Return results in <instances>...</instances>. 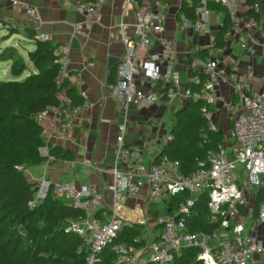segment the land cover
Here are the masks:
<instances>
[{
	"label": "built area",
	"instance_id": "obj_1",
	"mask_svg": "<svg viewBox=\"0 0 264 264\" xmlns=\"http://www.w3.org/2000/svg\"><path fill=\"white\" fill-rule=\"evenodd\" d=\"M73 3L76 10L88 18H96L105 0L94 3L61 0ZM209 2L225 10L230 21V31L223 38L225 44L230 34L237 36L240 48H245L244 33L256 26L258 4L248 5L246 0H199L195 11L196 20L190 28L193 34L203 35L211 23ZM134 7L132 34L123 36L124 55L115 72V79L108 84L111 97L116 101L118 122L113 149L111 180L106 185L110 205L105 206L102 190L93 186H76L71 182H49L39 177L33 180L38 185L35 198L28 202L33 207L45 199L48 192L73 205L83 216L66 222L65 231L78 236L87 249L84 264H99L103 250L117 237L125 226L141 228V233L132 244L113 247L115 264H171L183 250H195L199 264H264V202L253 214L255 195L264 187V92L253 87L252 74L235 81L229 74L227 63L220 58L222 48H207L205 56H194L188 63L192 86L181 88V78L175 70L174 43L165 37V21L168 6L164 11H154L142 0H127ZM157 6L159 3L156 2ZM14 9L20 2L12 0ZM27 19H37V11L26 7ZM184 17V16H183ZM79 32L81 27H73ZM122 30V24H119ZM261 53L264 56V32L261 33ZM48 41V37L40 36ZM69 46L56 49L59 65L57 79L67 78L75 83L76 75L68 70ZM154 84V85H152ZM230 84L234 99L228 105V116L234 142L232 151L225 154L223 143L215 151L208 152L206 160L198 163L190 175L181 172L180 162L162 157L156 163L144 165L133 162L132 150L128 147L127 135L133 108L151 107L158 103L203 102L200 112L211 131H216L211 107L218 101V89ZM82 103L74 105L63 94L58 96L60 106L48 107L36 115L38 124L52 119L58 124L53 136L65 137L72 130L74 120L89 106L85 94H79ZM173 135L167 136L172 142ZM39 154L47 162L56 158L45 142ZM70 165L73 163L69 161ZM236 164L247 174L249 190L247 198L238 181L234 179ZM22 170V168H17ZM25 172V171H24ZM28 175V174H26ZM145 192L140 204L127 207V200L137 199ZM187 195L177 200L180 195ZM206 195L205 208L210 221L216 223L209 232L188 231L187 220L192 217L195 199ZM254 205L249 208V198ZM175 204H171V201ZM162 202L165 215L153 218L149 205ZM156 209V208H155ZM252 220L251 224L247 222Z\"/></svg>",
	"mask_w": 264,
	"mask_h": 264
},
{
	"label": "crops",
	"instance_id": "obj_2",
	"mask_svg": "<svg viewBox=\"0 0 264 264\" xmlns=\"http://www.w3.org/2000/svg\"><path fill=\"white\" fill-rule=\"evenodd\" d=\"M12 0H0V18L15 26H27L40 36L58 46H69L68 70L76 75L74 86L79 94L84 93L90 106L74 120L72 130L65 137L53 136V128L58 122L52 119L42 124V138L50 149L60 148L70 151L73 163L55 159L42 164L43 175L49 182L64 181L76 186H93L102 190L105 206L110 205V194L106 185L111 180L113 149L117 136L118 113L116 101L111 97L108 84L115 79V72L124 55L123 36H130L134 24V7L127 0H105L96 18H88L79 13L73 3L61 0H17L19 9H10ZM154 11H168L182 4L191 6L194 0H142ZM166 1V2H165ZM156 2L159 3L157 6ZM257 24L250 33H244L245 48H240L237 36L230 34L223 45L220 58L227 64L230 76L243 80L252 74L253 87L264 92V56L261 53V33L264 32V0H258ZM26 7L37 11V19H27ZM167 11V13H168ZM169 15V14H168ZM178 15L179 18H178ZM169 15L165 21V37L174 43L175 70L181 78V88L188 85L190 72L189 58L201 55L213 43L225 19V13L213 11L211 23L203 35L193 34L190 20L183 15ZM196 20V19H195ZM178 23L182 26L179 27ZM122 24V30L119 28ZM81 30L74 32V26ZM214 44V43H213ZM219 48V47H217ZM207 52V51H206ZM203 53L201 56H205ZM108 58L119 63L107 69ZM113 71V77L111 72ZM154 85V84H152ZM214 113L216 117L228 114V105L234 99L232 86L222 84L217 92ZM180 109L187 103L179 100ZM174 103H158L151 107L133 108L130 116L127 143L132 150L133 162L151 164L156 156L171 142L167 141L173 125ZM38 166V167H39ZM28 179L33 182V173L28 171ZM145 192L135 200H127L125 205L133 207L144 199ZM257 264L262 262L258 258Z\"/></svg>",
	"mask_w": 264,
	"mask_h": 264
},
{
	"label": "trees",
	"instance_id": "obj_3",
	"mask_svg": "<svg viewBox=\"0 0 264 264\" xmlns=\"http://www.w3.org/2000/svg\"><path fill=\"white\" fill-rule=\"evenodd\" d=\"M72 1L94 3L96 0ZM257 2L246 0L248 5ZM199 5V0H194L191 6L184 3L179 14L194 22ZM208 7L211 12L225 13L212 2H209ZM178 26L182 24L178 23ZM230 28V21L225 14L221 29L213 40L214 47H223V38ZM0 31H7L11 36L22 33L34 45V50L27 54L33 71H29L22 79L19 77L28 70L23 57L13 46H0V63L10 62V75L13 77L11 80H0V264H84L87 249L83 242L78 236L65 231L66 222L83 216V212L68 202L54 198L51 191L45 199L30 207L28 202L35 198L38 185L30 181L24 172L25 169L38 167L44 161L39 149L45 145V141L36 115L48 107H59L60 94L74 105L81 104L82 98L67 78L57 79L60 68L55 64V52L58 45L41 39L27 26L18 27L1 18ZM187 86L193 91L198 90L191 83ZM203 105V102H187L173 113L174 123L170 134L174 139L156 156L154 163L166 156L179 161L181 172L190 175L198 168L199 162L206 160L208 152L215 151L217 145L224 142L217 119L214 120L216 131L209 129L208 122L200 112ZM50 152L58 160H73L70 151L55 147ZM19 167L22 170H18ZM186 196L180 195L177 200ZM205 200L206 195L195 199L192 217L187 220L188 231L209 232L215 228L216 223L210 221L205 208ZM263 202L264 187H261L255 195L253 214ZM171 204H175V201H171ZM149 211L153 218H158L165 215L168 209L162 213L155 209V204H151ZM140 233L141 228L136 226L122 228L116 239L103 250L99 264H115L113 247L132 244ZM195 254V250H183L171 264H199Z\"/></svg>",
	"mask_w": 264,
	"mask_h": 264
},
{
	"label": "rangeland",
	"instance_id": "obj_4",
	"mask_svg": "<svg viewBox=\"0 0 264 264\" xmlns=\"http://www.w3.org/2000/svg\"><path fill=\"white\" fill-rule=\"evenodd\" d=\"M10 9L14 8L12 5H7ZM0 46L2 48H5L7 46H13L17 50V52L23 57V62L27 66L28 70L24 71V73L19 77V79H22L25 77L29 71H33L32 63L30 62L27 54L29 51L34 50V45L32 42L28 39V37H24L22 33L17 35H12L11 33L7 31H0ZM13 77L10 75V62L7 63H0V80L6 81L11 80ZM175 104V111L180 109V103H174ZM215 106L211 107V111L213 113V119H217L218 121V129L222 133L224 139H223V146H224V153L227 154L232 151V143L234 142L233 139V133L231 131V124L228 114H221L218 117H216V114L214 113ZM174 111V112H175ZM173 123H174V117H173ZM146 165V164H145ZM28 171L33 173L35 178L40 177L43 175L42 172V166L35 167V168H29L25 169V174H28ZM234 179L241 184L244 193L246 197L248 198L250 196L249 190H253L252 186L249 184L247 174L243 170L242 166L239 164H236V170L234 172ZM155 208L163 213L164 205L162 202H156ZM254 205V200L252 197L249 198V208L251 209ZM248 224L252 223V220H249L247 222Z\"/></svg>",
	"mask_w": 264,
	"mask_h": 264
},
{
	"label": "water",
	"instance_id": "obj_5",
	"mask_svg": "<svg viewBox=\"0 0 264 264\" xmlns=\"http://www.w3.org/2000/svg\"><path fill=\"white\" fill-rule=\"evenodd\" d=\"M179 12H180V8L179 7H172V8L169 9L168 14L171 15V16H177L179 14ZM118 63H119V60H117L115 58H108L107 69L111 70Z\"/></svg>",
	"mask_w": 264,
	"mask_h": 264
}]
</instances>
